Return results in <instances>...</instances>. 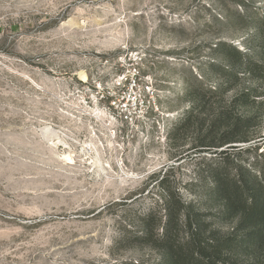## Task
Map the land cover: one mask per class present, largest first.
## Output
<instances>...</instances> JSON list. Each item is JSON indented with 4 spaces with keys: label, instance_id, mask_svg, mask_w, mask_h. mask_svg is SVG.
I'll return each instance as SVG.
<instances>
[{
    "label": "rangeland",
    "instance_id": "rangeland-1",
    "mask_svg": "<svg viewBox=\"0 0 264 264\" xmlns=\"http://www.w3.org/2000/svg\"><path fill=\"white\" fill-rule=\"evenodd\" d=\"M261 24L264 0H0V264H164L139 237L152 217L162 229L170 192L240 242L209 197L212 169L229 156L231 177L237 165L263 171L264 67L219 90L220 45L264 64ZM134 78L149 111L133 125L109 108ZM248 91L257 97L242 103ZM92 140L108 177L82 154ZM225 260L264 264V251Z\"/></svg>",
    "mask_w": 264,
    "mask_h": 264
},
{
    "label": "trees",
    "instance_id": "trees-1",
    "mask_svg": "<svg viewBox=\"0 0 264 264\" xmlns=\"http://www.w3.org/2000/svg\"><path fill=\"white\" fill-rule=\"evenodd\" d=\"M257 29L264 40V25L261 24ZM220 57L227 66L222 71L224 83L219 90L231 88L232 83L240 80L241 74L243 77L246 76L244 73L253 78L258 77L264 67V64L255 62L249 52L243 53L224 44L220 45ZM256 95L255 91L243 93L242 103H249L250 98L257 97ZM235 140L237 139L231 138L228 141ZM225 142L204 147L206 151H213L214 147H223ZM226 153L216 151L214 154L222 159ZM263 155L264 152L260 156ZM227 157L223 160L224 167L218 165L212 169L214 183L209 197L212 202L220 204L222 218L236 220L235 229L245 231L246 236L234 243V233L224 238L217 231L210 230V226L192 203H185L176 192H170L165 203L162 229L155 226L153 218L156 217H152L151 220L144 221L139 237L143 243L161 253L164 264H226L225 254H245L248 250H253L258 255L264 251V169L261 172L253 165H237V173L231 177L229 168L233 162Z\"/></svg>",
    "mask_w": 264,
    "mask_h": 264
},
{
    "label": "bare ground",
    "instance_id": "bare-ground-1",
    "mask_svg": "<svg viewBox=\"0 0 264 264\" xmlns=\"http://www.w3.org/2000/svg\"><path fill=\"white\" fill-rule=\"evenodd\" d=\"M83 79L87 80L85 75L83 76ZM97 113H100V112L98 111ZM61 133L59 131L55 130L54 128L50 127V126H45L41 130V135L43 136L44 140L47 143L51 144L56 149L59 146H65V148L68 150V151L65 150L66 152H64V154H62L60 156L61 160L65 161V163L67 162L68 165H77V163L79 161V160L77 161V156H76L77 152L75 153L73 151V148H72L71 144L67 141L68 139L66 140L65 137ZM92 137L95 138V136H92ZM83 148L84 149L82 150L83 151L82 154H84V156L87 159L91 160L90 161V165H92L95 168L94 169V174L98 178L102 177L103 175L108 177V175H109V173H108L109 170L108 169H112V166H111V164H108V163H107L108 165L105 164V162L103 161V158H102L101 151L96 146V144L93 142V140L90 143H85ZM112 171H113V169H112ZM122 173H123V177L124 176H128L129 177L128 173L125 172L123 167H122Z\"/></svg>",
    "mask_w": 264,
    "mask_h": 264
},
{
    "label": "built area",
    "instance_id": "built-area-1",
    "mask_svg": "<svg viewBox=\"0 0 264 264\" xmlns=\"http://www.w3.org/2000/svg\"><path fill=\"white\" fill-rule=\"evenodd\" d=\"M121 78H119L120 80ZM121 80L119 81L117 86H121ZM129 85L128 96L129 100L126 102H121L120 100H114L110 105V114L112 117L116 118L117 120H121L127 124L133 125L139 121L145 120L148 117L149 106H147V102L143 95L139 94L137 91V87L139 82L137 79H132L131 81H127ZM150 93L152 90H150ZM151 95L150 99H153ZM149 103V102H148ZM112 110V111H111ZM114 111H117L119 115H116Z\"/></svg>",
    "mask_w": 264,
    "mask_h": 264
}]
</instances>
